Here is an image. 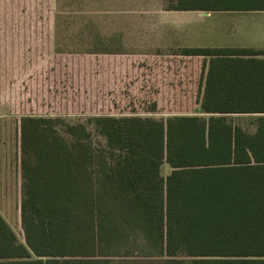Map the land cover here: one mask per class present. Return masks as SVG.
<instances>
[{
  "label": "rangeland",
  "instance_id": "rangeland-1",
  "mask_svg": "<svg viewBox=\"0 0 264 264\" xmlns=\"http://www.w3.org/2000/svg\"><path fill=\"white\" fill-rule=\"evenodd\" d=\"M131 7L133 4L124 0H0V20L51 17L54 21V36L45 43L46 47L38 45L35 37L32 40L16 38L13 49L7 51L10 55L0 56V215L20 242H24L18 210L20 117L58 118L52 122L55 135L56 131L61 132L57 135L67 140L66 145L75 144L83 149L72 151L73 160H91L100 168L119 167L126 171L127 180L134 183L138 195L128 199L123 210L119 208L121 216L101 212L106 214L103 218H108V229L103 231L97 227L89 238V242H97L99 251L111 252L95 254L94 258L103 260L104 264H166L168 260L163 239L158 247L153 242L151 131L154 123H159L162 129L158 170L161 215L164 180L170 171L198 162L206 164L213 158L212 140L219 134L214 136V123L208 119L226 118L224 124L231 127L232 135L235 130H241L246 136H255L258 132L257 116L204 114L200 104H195L200 62L183 59L179 52L191 44L205 47L215 41L157 40L151 35H136L125 24L118 25L114 20L102 25L105 17L133 16ZM118 9L125 15H118ZM144 15L150 17V12ZM44 53L49 56H43ZM69 55L74 56L71 60H77L79 70L73 74V88L68 90V95L73 93L77 97L55 99L57 105H49L45 102L51 80H42L38 75L46 76L47 60L64 63ZM29 86L38 87L34 95H39L32 99L40 105L22 103L24 98L30 101L24 95L28 90L31 94ZM59 101L64 104H58ZM152 108L155 113L151 112ZM194 117L200 119V126H190L191 121L183 125L182 118ZM197 135L201 137L200 145ZM55 142L53 135L49 143L54 146ZM262 149L264 146L257 145L253 151L245 149L246 153L238 154L232 145L230 153L215 154L218 155L215 158L230 156L228 162H233L246 156L254 162L264 159ZM106 204L100 202L101 209ZM77 213L82 214L79 221L85 224L84 212ZM179 259L189 264L187 258Z\"/></svg>",
  "mask_w": 264,
  "mask_h": 264
},
{
  "label": "trees",
  "instance_id": "trees-1",
  "mask_svg": "<svg viewBox=\"0 0 264 264\" xmlns=\"http://www.w3.org/2000/svg\"><path fill=\"white\" fill-rule=\"evenodd\" d=\"M164 9L264 11V0H164ZM179 57L200 62L195 104H200L204 114L264 115V52L182 48ZM71 59L65 58L64 63L50 61L46 76L39 73L42 80H51L45 103L57 105L55 99L74 97L73 93L68 95V90L73 88V74L78 72L79 64ZM37 88L32 87L31 94L29 90L24 93L31 102L24 98L23 104L40 105L32 99L39 95H34ZM151 112L155 113V108ZM56 119L19 118L18 210L24 242L0 215V264H104L94 258L95 254L111 252L99 251L97 242H89V238L97 227L108 229V218H103L106 214L121 216L119 208L123 210L125 202L138 195L125 170L113 165L96 167L94 161L86 159L73 160L72 151L80 152L82 148L66 145L67 140L59 139L57 131L55 135L52 122ZM199 120L182 118L183 125L185 121L193 122L190 126H200ZM208 120L214 123V136L219 134L212 140L215 146L211 159L215 161L170 171L164 180L162 215L158 175L162 129L159 123L153 124L154 245L158 247L163 239L166 264H185L180 257L187 258L189 264H264V159L251 162L241 156L228 162L230 156L215 158V154L230 153L232 145L238 154L264 146V116L256 118L255 136H246L241 130L232 135L224 117ZM53 135L56 142L51 146ZM196 139L200 145L201 137L197 135ZM261 151L264 153V149ZM100 202H107L104 209ZM77 212H84L85 224L80 223L82 214Z\"/></svg>",
  "mask_w": 264,
  "mask_h": 264
},
{
  "label": "crops",
  "instance_id": "crops-1",
  "mask_svg": "<svg viewBox=\"0 0 264 264\" xmlns=\"http://www.w3.org/2000/svg\"><path fill=\"white\" fill-rule=\"evenodd\" d=\"M124 1L133 4L131 7L134 12L133 16L127 18L126 16H119L118 18L109 16V19L105 17L103 26L110 24V20H114L118 25L125 24V28H130L136 35H151L157 40L215 41V43L210 42L212 45L209 44L205 47L191 44L185 48H244L264 52V11L177 12L166 11L164 0H146L147 5L145 7L144 0ZM117 12L118 15H125L121 9H118ZM149 12L150 17L144 15L149 14ZM114 14L110 13V15ZM147 18L149 20H146ZM53 36L54 21L51 17H42V19L30 17L4 18L0 20V56L10 55L7 51L13 49L16 38L32 40L35 37L39 40L38 45H45L46 47L45 43L51 41ZM216 42L221 45L216 44ZM2 50H4L3 54H1ZM30 50L27 49L26 51ZM42 55L49 56V53ZM68 57L73 58L74 56L69 55ZM261 58L264 59V57ZM50 61L57 62L54 59H49L45 65ZM207 71L206 68V73ZM251 115L264 116L260 114Z\"/></svg>",
  "mask_w": 264,
  "mask_h": 264
}]
</instances>
